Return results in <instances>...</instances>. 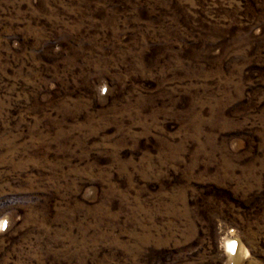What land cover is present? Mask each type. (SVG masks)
Masks as SVG:
<instances>
[{
  "label": "rangeland",
  "instance_id": "374dc122",
  "mask_svg": "<svg viewBox=\"0 0 264 264\" xmlns=\"http://www.w3.org/2000/svg\"><path fill=\"white\" fill-rule=\"evenodd\" d=\"M0 264H264V0H0Z\"/></svg>",
  "mask_w": 264,
  "mask_h": 264
},
{
  "label": "bare ground",
  "instance_id": "6f19581e",
  "mask_svg": "<svg viewBox=\"0 0 264 264\" xmlns=\"http://www.w3.org/2000/svg\"><path fill=\"white\" fill-rule=\"evenodd\" d=\"M227 246H228V249H229L231 252L235 250V247H234L233 243L228 242Z\"/></svg>",
  "mask_w": 264,
  "mask_h": 264
}]
</instances>
